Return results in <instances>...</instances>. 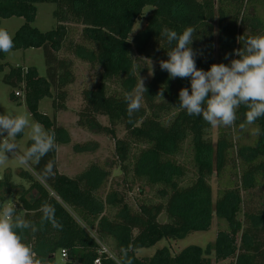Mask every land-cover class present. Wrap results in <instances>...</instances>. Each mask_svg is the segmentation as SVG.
I'll return each mask as SVG.
<instances>
[{"label": "trees", "instance_id": "obj_1", "mask_svg": "<svg viewBox=\"0 0 264 264\" xmlns=\"http://www.w3.org/2000/svg\"><path fill=\"white\" fill-rule=\"evenodd\" d=\"M39 3L55 5L56 26L44 33L31 27ZM145 9L149 11L144 26L132 34ZM11 17L24 19L13 36L12 50L41 48L46 78H40L32 67H10L3 81L18 89L11 99L23 96L31 117L55 133L56 148L39 165L31 162L29 169H20L18 181L5 170L0 178V204H15L38 227L41 206L47 202L55 208L62 230L46 223L34 234L24 233L25 243L39 258L57 264L56 255L64 250L61 264H94L104 246L120 264H126L122 249L128 248L132 264L226 260L264 264V205L245 210L242 197L244 192L264 187V117L254 124L261 128V135L248 144L236 141L238 119L243 121L247 111L241 106L235 124L218 126L213 141L211 125L177 107L179 90H191L190 78L169 79L159 66L168 59L170 47L159 35L161 30L181 33L189 26L197 30L191 47L198 53V69L229 64L234 56L225 59V54L243 47L238 37L264 35V0H0V18ZM4 53L0 52V60ZM73 60L89 65L96 81L82 92L76 125L113 140L114 161L109 167H116L121 180L114 176L110 185V171L96 163L73 177L58 172L56 149L70 143V134L38 111L44 98L51 99L54 112L65 109V88L74 83ZM146 61L155 66L144 84L147 91L142 94L141 108L130 123L125 96L134 94L139 76L148 71ZM5 68L7 64H0V73ZM161 91L163 98L158 95ZM118 128L121 137L116 134ZM187 144L188 163L183 161ZM95 148L93 143L75 146L79 152ZM49 160L54 161L55 176L42 179L41 170ZM214 174L218 182L215 199L210 184ZM228 174L231 177L223 182ZM136 186L139 194L147 189L151 196L130 200L128 194ZM214 221L218 222L216 238L205 247L190 245L174 255L160 249L151 257L136 256V251L161 240L206 232ZM99 264L116 263L103 255Z\"/></svg>", "mask_w": 264, "mask_h": 264}, {"label": "clouds", "instance_id": "obj_2", "mask_svg": "<svg viewBox=\"0 0 264 264\" xmlns=\"http://www.w3.org/2000/svg\"><path fill=\"white\" fill-rule=\"evenodd\" d=\"M196 29L186 27L181 33L169 28L161 30L159 35L170 46L167 51V60L159 62L160 69L166 71L169 79L190 78V88L179 90V107L189 116L202 117L212 127H231L237 120V110L244 106L243 122L239 130L244 131L249 125L264 117V35L245 38L243 47L226 53L225 59L230 56L229 64H212L205 71L198 69L195 57L197 52L191 47L196 39ZM13 36L4 28H0V52L8 53L14 48ZM147 91L144 81L140 78L137 85V94L125 96L127 115L132 122L134 113L141 108L142 94ZM163 98V92L158 94ZM30 128L31 146L20 154L17 150L15 138ZM6 134V136H5ZM251 134L259 136L262 130L259 126L251 129ZM56 148L55 133L45 130L39 121H30L27 114H0V166L9 160V153L21 165L35 162L39 165L49 152ZM42 179L55 176L54 161L49 160L41 170ZM39 227L26 218L23 209L15 204L4 202L0 204V264H46L43 258L25 243V232L36 233L46 224L62 230V223L55 217V208L45 202L41 206ZM128 249H122L126 264H132L128 257Z\"/></svg>", "mask_w": 264, "mask_h": 264}, {"label": "rangeland", "instance_id": "obj_3", "mask_svg": "<svg viewBox=\"0 0 264 264\" xmlns=\"http://www.w3.org/2000/svg\"><path fill=\"white\" fill-rule=\"evenodd\" d=\"M55 10V5L50 3H39L35 5V18L31 23V27L37 29L39 32H47L55 28L56 22L53 18V11ZM149 9L144 10L143 18L139 20L132 31V34L140 30L144 26V17L147 15ZM24 24V19L21 17H11L8 19L0 18V28L6 29L12 36L15 32ZM78 31L80 27H74ZM76 30V31H77ZM131 34V35H132ZM246 38L253 37L250 34H245ZM257 36H260L259 34ZM62 56V54L60 55ZM234 58H238L235 57ZM0 64H7V68L0 73V114H27L30 121H35L27 107L23 96L15 99H11L12 94L18 89L15 87L4 83L3 78L9 72L10 67L12 68H29L32 67L36 70L40 78H46V63L43 50L41 48H30V49H18L11 50L8 53H4V57L0 60ZM72 72L74 75V83L65 88V109L54 112L51 105L50 98H44L38 103V111L46 115L50 120L55 121L56 124L65 127L70 134V143L67 145L57 146L56 149V165L59 173L64 174L68 177H73L79 174L81 171L86 169L92 163H96L99 166L110 171V180L107 185H110L113 177H117V180H121L116 167H109L111 162L114 161L113 151H114V142L111 137L103 134H93L85 129H82L76 125L77 113L83 107L82 101V92L92 88L96 82L92 72L89 68V65L82 63L77 60H73ZM145 65L148 67V71L144 72L139 76L144 81V84L148 82L151 77L152 70L155 66L154 62L146 61ZM54 94V91L51 90ZM191 94V90L189 91ZM137 94V88L133 95ZM21 95V93H20ZM103 125H107V121L103 117L98 118ZM239 122H243L238 119ZM256 127L254 124L249 125L246 130L241 131L238 129V134H236L234 139L241 140L243 143H251L256 136L251 134V129ZM30 128H25L24 132L19 134L15 138V143L17 144V150L20 154H23L24 151L28 148V144L31 141L30 139ZM117 136L121 137L123 132L120 128L116 130ZM6 136V134H5ZM217 137V127L212 129V139L216 140ZM86 143L96 144V148L91 152H79L75 149L77 145H83ZM188 144L185 145V153L183 161L189 162L191 159L190 149ZM9 155V160L5 165L0 166V178L2 177L5 170H10L13 175V180H17V172L20 169L27 170L29 165H21L19 162L12 156ZM187 177H190L188 175ZM228 177H231V174H228L223 178V182L226 181ZM116 180V181H117ZM18 181V180H17ZM211 187H212V196L213 199L216 198V192L218 190V182L215 174L211 178ZM242 193L243 200L246 203L244 207L245 210H256L260 209L264 205V187L259 190H251L249 192ZM254 196H251V195ZM151 196V193L148 190H145L144 195L138 193L137 186L128 194L130 200L137 201L143 198H148ZM240 217L242 214L239 215ZM218 230V222L214 221L213 228L206 232H194L187 235L185 238L180 240H161L156 245L150 248H143L136 251V256L138 258H147L151 257L156 250L166 249L171 255L179 253L184 248L195 245L200 247H205L208 243H211L215 240ZM57 264H61L62 259L60 254L56 255ZM230 260L224 262H218L213 264H229Z\"/></svg>", "mask_w": 264, "mask_h": 264}, {"label": "built area", "instance_id": "obj_4", "mask_svg": "<svg viewBox=\"0 0 264 264\" xmlns=\"http://www.w3.org/2000/svg\"><path fill=\"white\" fill-rule=\"evenodd\" d=\"M17 94L18 93H16V95ZM103 255H105L107 259L113 260L116 264H120L117 259L113 256V254H111L110 251L107 250V248H105L104 246H100V249L98 251V257L95 259L94 264H99L101 256ZM60 257L61 259H64L66 257V252L64 250L60 252Z\"/></svg>", "mask_w": 264, "mask_h": 264}]
</instances>
